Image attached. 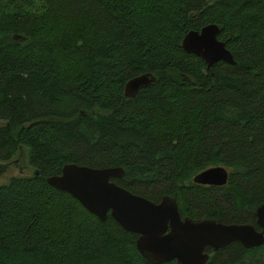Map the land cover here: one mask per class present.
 Returning a JSON list of instances; mask_svg holds the SVG:
<instances>
[{"label":"trees","instance_id":"obj_1","mask_svg":"<svg viewBox=\"0 0 264 264\" xmlns=\"http://www.w3.org/2000/svg\"><path fill=\"white\" fill-rule=\"evenodd\" d=\"M208 24L234 65L207 69L181 49ZM144 73L155 81L125 98ZM21 152L37 176L0 185V264H149L136 235L47 185L65 164L120 168L110 181L153 203L173 197L180 217L254 225L264 0H0V163ZM212 167L227 171L223 186L192 183ZM207 253L205 264H264V241Z\"/></svg>","mask_w":264,"mask_h":264},{"label":"water","instance_id":"obj_2","mask_svg":"<svg viewBox=\"0 0 264 264\" xmlns=\"http://www.w3.org/2000/svg\"><path fill=\"white\" fill-rule=\"evenodd\" d=\"M218 27L208 24L198 31H188L180 40L181 49L199 57L208 69L221 61L234 65L223 43L216 39ZM155 78L144 73L129 79L123 87V96L131 99L138 91L152 84ZM15 164V161L12 162ZM9 163H0V173ZM30 172L37 176L34 171ZM123 176L120 168H93L65 164L58 175L44 181L52 189L65 192L100 222L108 215L122 230L136 235L135 248L149 264H205L207 248L216 252L232 242L243 248L261 246L264 237V204L254 207L255 229L249 224H223L208 218H180L173 197L163 196L153 203L117 186L111 179ZM227 171L212 167L192 177L197 185L223 186Z\"/></svg>","mask_w":264,"mask_h":264},{"label":"rangeland","instance_id":"obj_3","mask_svg":"<svg viewBox=\"0 0 264 264\" xmlns=\"http://www.w3.org/2000/svg\"><path fill=\"white\" fill-rule=\"evenodd\" d=\"M23 155L24 153L21 152L18 155L19 157L18 159L14 157L11 160H9V162L15 161L16 166H13V163H10V165L6 167V170L0 173V185H5L8 182V180L12 177L30 176V172H29L30 167L27 166L25 157Z\"/></svg>","mask_w":264,"mask_h":264},{"label":"flooded vegetation","instance_id":"obj_4","mask_svg":"<svg viewBox=\"0 0 264 264\" xmlns=\"http://www.w3.org/2000/svg\"><path fill=\"white\" fill-rule=\"evenodd\" d=\"M12 162H14V161H12ZM13 166H16V163L15 164H13ZM202 186H206V187H213V188H218L219 186H212V185H202ZM258 206V205H257ZM254 209V208H253ZM177 211H178V209H177ZM253 211V210H252ZM252 211H251V214H252V216L254 217V215H253V213H252ZM179 214V213H178ZM179 217H180V214H179ZM181 219L182 218H185V217H180ZM201 218H204V217H201ZM221 223V222H220ZM223 224H226V223H223ZM227 224H231V223H227ZM250 225V224H249ZM255 229H257L256 228V226H255V218H254V225H252ZM263 237H264V232H263ZM205 251L206 252H209L210 250H208L207 248L205 249Z\"/></svg>","mask_w":264,"mask_h":264}]
</instances>
